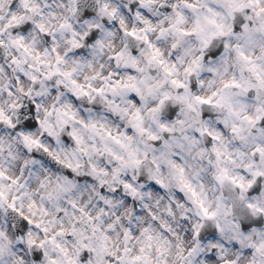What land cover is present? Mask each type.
Returning <instances> with one entry per match:
<instances>
[{
  "label": "clouds",
  "instance_id": "obj_1",
  "mask_svg": "<svg viewBox=\"0 0 264 264\" xmlns=\"http://www.w3.org/2000/svg\"><path fill=\"white\" fill-rule=\"evenodd\" d=\"M0 264H264V0H0Z\"/></svg>",
  "mask_w": 264,
  "mask_h": 264
}]
</instances>
